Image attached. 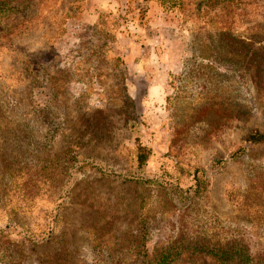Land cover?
I'll use <instances>...</instances> for the list:
<instances>
[{
  "label": "rangeland",
  "instance_id": "374dc122",
  "mask_svg": "<svg viewBox=\"0 0 264 264\" xmlns=\"http://www.w3.org/2000/svg\"><path fill=\"white\" fill-rule=\"evenodd\" d=\"M255 132L264 0H0V264H264Z\"/></svg>",
  "mask_w": 264,
  "mask_h": 264
},
{
  "label": "trees",
  "instance_id": "16d2710c",
  "mask_svg": "<svg viewBox=\"0 0 264 264\" xmlns=\"http://www.w3.org/2000/svg\"><path fill=\"white\" fill-rule=\"evenodd\" d=\"M249 141L255 144H264V134L255 132L249 137ZM149 152L150 151L146 147L139 145L138 158L140 166H144L146 164ZM196 184L201 191H204L209 185V178L207 176H202L201 179L197 178ZM17 247H21V245H18Z\"/></svg>",
  "mask_w": 264,
  "mask_h": 264
}]
</instances>
